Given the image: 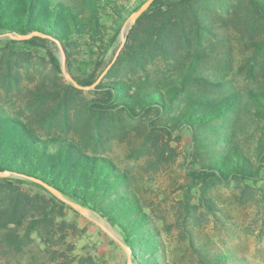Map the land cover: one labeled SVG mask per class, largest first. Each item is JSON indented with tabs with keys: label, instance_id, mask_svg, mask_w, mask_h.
<instances>
[{
	"label": "trees",
	"instance_id": "1",
	"mask_svg": "<svg viewBox=\"0 0 264 264\" xmlns=\"http://www.w3.org/2000/svg\"><path fill=\"white\" fill-rule=\"evenodd\" d=\"M146 1L135 0L126 9L109 0H81L77 7L66 0H0V35L35 33L26 40L7 38L6 43L44 48L57 76L60 61L47 43L61 46L67 71L73 50L94 51L92 71L85 77L70 76L81 86H91L102 75L89 91L96 96L89 99L72 84L54 81L44 94L30 92L31 102L39 103L34 112L41 115L28 121L57 127V135L41 138L20 113L0 107V172L10 174L0 178V226L20 225L41 201L51 203V210L68 206L28 179L33 178L116 227L130 251V264H167L159 230L132 193L129 177L109 157L95 152L101 128L113 129L122 117L153 114L151 129L169 138L174 130H186L191 139L186 174L202 184L204 193L214 183L264 180V131L254 161L236 142L243 117L264 122V85L238 91L223 77L201 71L206 40L217 37L215 30L226 17L242 16L249 29L259 21L264 24V0H152L126 30L118 55L103 66L104 52L118 40L124 21ZM109 6L108 25L102 11ZM253 45V58L264 54V39ZM47 99L54 106L41 109ZM71 129L82 132L80 142L67 137ZM88 145L91 154L84 149ZM22 185L42 190L47 201L24 192ZM190 244L195 246L192 240ZM194 250L209 263L227 264L231 257Z\"/></svg>",
	"mask_w": 264,
	"mask_h": 264
},
{
	"label": "rangeland",
	"instance_id": "2",
	"mask_svg": "<svg viewBox=\"0 0 264 264\" xmlns=\"http://www.w3.org/2000/svg\"><path fill=\"white\" fill-rule=\"evenodd\" d=\"M66 1L75 7L81 5V0ZM109 1L127 9L135 0ZM102 13L107 15L102 16L103 22L109 25L110 6ZM225 21L215 30L217 37L206 40L201 71L223 77L238 91L264 85V54L253 58L256 49L253 43L264 39L261 26L264 24L259 21L249 29L245 18L229 15ZM130 25L128 18L120 34ZM120 34L105 50L103 66L116 53ZM7 38V35L0 37V107L8 113H20V118L29 122L28 119L41 115L40 110L34 112L39 103L31 102V91L44 94L50 91L53 81L70 82L62 69L60 75H55L44 48H32L21 42L9 44L5 42ZM46 47L61 64L59 45L47 43ZM95 58L94 51L75 49L70 55V71L65 67L64 54V70L69 75L85 77L92 71ZM250 66H254L252 76ZM81 90L85 99L96 96L90 89ZM54 104L47 99L41 109ZM153 117V114L135 120L122 117L113 129L101 128V143L95 152L109 157L129 177L132 193L159 230L166 263L220 264L207 262L194 250L197 249L210 256L231 255L227 264H264V180L214 183L204 193L202 184L193 183L186 174L191 149L189 133L174 130L169 138L151 129L149 120ZM239 123L236 142L254 161L253 152L263 134L264 122L243 117ZM30 126L41 138L61 133L57 127L48 129L37 123ZM81 136L82 132L71 129L67 137L80 142ZM84 149L93 153L91 145ZM21 189L43 201L48 199L45 192L34 186L22 185ZM39 205L20 225L0 226V264H127V252L118 243L122 236L98 213L90 211L86 217L68 206L60 210L57 205L51 210V203L41 201ZM46 215L48 221L44 223ZM31 221H35L33 226ZM190 240L195 246H191Z\"/></svg>",
	"mask_w": 264,
	"mask_h": 264
},
{
	"label": "water",
	"instance_id": "3",
	"mask_svg": "<svg viewBox=\"0 0 264 264\" xmlns=\"http://www.w3.org/2000/svg\"><path fill=\"white\" fill-rule=\"evenodd\" d=\"M152 0H147L139 9L138 11H136L135 13L132 14V16L130 17V21L131 24L135 21V19L142 13L144 12L148 6L150 5ZM33 35H35V33L32 34H28V35H13V34H7V36L10 39H16V40H26L29 39L30 37H32ZM126 33L123 32V30L121 31L120 34V45L115 53L114 58L118 55L120 49L122 48L123 44L125 43L126 37H125ZM5 35H0V37H4ZM59 45V44H58ZM60 51H61V69H62V73L65 77L66 80H68L75 88L78 89H84V90H88V89H92L96 83L99 81V79L101 78V76L97 79V81L91 85V86H81L79 84L76 83V81H74V79H72V77L65 72L64 70V54L62 52L61 46L59 45ZM10 176L9 173L7 172H0V178H5ZM30 181H33L39 185H41L44 189H46L50 194H52L54 197H56L58 200H60L61 202H63L64 204L68 205L70 208H72L73 210L79 212L80 214H82L83 216L89 217V212L91 211L90 209H87L86 207H83L81 205H79L78 203L68 199L67 197L63 196L62 194H60L57 190H55L53 187L48 186L47 184H45L44 182H41L39 180L33 179V178H28ZM99 225L104 228L102 226L101 223H99ZM105 229V228H104ZM106 230V229H105ZM118 243L120 244V246L127 252V264H130V251L128 249V247L125 246V244L121 240H118Z\"/></svg>",
	"mask_w": 264,
	"mask_h": 264
}]
</instances>
